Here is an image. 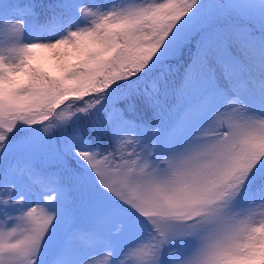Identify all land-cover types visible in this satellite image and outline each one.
I'll return each instance as SVG.
<instances>
[{"label":"snow or ice","instance_id":"snow-or-ice-1","mask_svg":"<svg viewBox=\"0 0 264 264\" xmlns=\"http://www.w3.org/2000/svg\"><path fill=\"white\" fill-rule=\"evenodd\" d=\"M0 264H264V0H0Z\"/></svg>","mask_w":264,"mask_h":264},{"label":"trees","instance_id":"trees-1","mask_svg":"<svg viewBox=\"0 0 264 264\" xmlns=\"http://www.w3.org/2000/svg\"><path fill=\"white\" fill-rule=\"evenodd\" d=\"M21 2H25V0H21Z\"/></svg>","mask_w":264,"mask_h":264}]
</instances>
